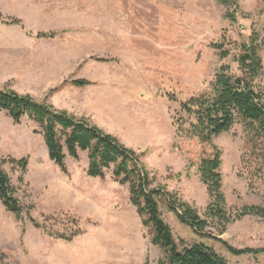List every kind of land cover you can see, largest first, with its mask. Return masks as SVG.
<instances>
[{
  "label": "rangeland",
  "instance_id": "obj_1",
  "mask_svg": "<svg viewBox=\"0 0 264 264\" xmlns=\"http://www.w3.org/2000/svg\"><path fill=\"white\" fill-rule=\"evenodd\" d=\"M237 3L240 14L230 22L214 0H0V87L87 119L139 156L154 188L203 215L207 195L196 163L210 150L175 139L172 117L179 102L207 89L221 65L235 69L213 44L234 54L253 31L264 32V0ZM48 33L54 38L36 37ZM73 80L89 85L75 88ZM38 131L27 118L14 125L0 113V165L25 208L18 223L0 204V264H157L160 251L130 204L127 186L114 182L111 170L103 180L87 177L84 152L77 161L66 157L63 174L48 159ZM213 144L222 154L227 211L264 209V182L249 189L247 174L238 175L245 149L240 125ZM24 158L21 175L8 160ZM160 210L177 241L203 242L228 264H264V252L233 256L217 241L260 250L263 220L243 217L209 239L180 224L162 203ZM77 227L78 237L62 239Z\"/></svg>",
  "mask_w": 264,
  "mask_h": 264
},
{
  "label": "trees",
  "instance_id": "obj_2",
  "mask_svg": "<svg viewBox=\"0 0 264 264\" xmlns=\"http://www.w3.org/2000/svg\"><path fill=\"white\" fill-rule=\"evenodd\" d=\"M214 1L225 10V20L234 22L240 14L237 0ZM10 23L21 25L18 20H11ZM54 36L50 33L36 35L37 38L49 39ZM212 48L219 53L221 60L231 58L235 69L228 64L221 65L207 89L179 102L178 110L172 117L175 139L196 140L210 150L208 154L203 153L196 163L199 181L207 195L203 215L194 206L178 199L176 194L162 187L154 188L139 156L87 119L57 110L46 99L36 101L29 95H19L0 87V113L3 112L14 125H19L24 118L35 124L39 129L35 133L42 136L48 159L63 174H68L66 157L77 161L79 152H86L87 177L103 180L105 171L111 170L113 181L127 186L130 204L148 231L150 243L160 251L157 264H228L215 249L203 242L185 245L177 241L161 216L160 203L180 224L189 227L201 238L217 239L229 225L246 216L264 221V209L260 206H243L234 214L227 211L222 188V154L213 144L214 138L229 132L235 124L240 125L245 149L240 158L238 175L243 177V171L247 174L249 189L264 182V32L253 31L246 42L234 46V54L224 50L222 44H213ZM70 84L75 88H85L89 82L73 80ZM57 89L49 90L46 97ZM168 100L176 103L173 96H169ZM8 162L17 165L21 175L25 174L26 158L19 161L9 159ZM16 194L17 189L0 165V204L20 223L25 208ZM31 223L39 228L35 221L31 220ZM76 229L62 239L71 241L78 237L81 231L78 227ZM211 229L214 233L210 232ZM217 241L233 256L264 252V248L236 249L224 241Z\"/></svg>",
  "mask_w": 264,
  "mask_h": 264
},
{
  "label": "crops",
  "instance_id": "obj_3",
  "mask_svg": "<svg viewBox=\"0 0 264 264\" xmlns=\"http://www.w3.org/2000/svg\"><path fill=\"white\" fill-rule=\"evenodd\" d=\"M84 153H85V157H86L85 159H86V161H87V156H86V152H84ZM86 163H87V162H86Z\"/></svg>",
  "mask_w": 264,
  "mask_h": 264
},
{
  "label": "bare ground",
  "instance_id": "obj_4",
  "mask_svg": "<svg viewBox=\"0 0 264 264\" xmlns=\"http://www.w3.org/2000/svg\"><path fill=\"white\" fill-rule=\"evenodd\" d=\"M6 226V225H5ZM6 228V227H5Z\"/></svg>",
  "mask_w": 264,
  "mask_h": 264
}]
</instances>
